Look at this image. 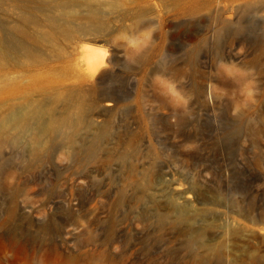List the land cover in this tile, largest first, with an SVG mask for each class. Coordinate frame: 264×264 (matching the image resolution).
Returning <instances> with one entry per match:
<instances>
[{
    "label": "rangeland",
    "instance_id": "rangeland-1",
    "mask_svg": "<svg viewBox=\"0 0 264 264\" xmlns=\"http://www.w3.org/2000/svg\"><path fill=\"white\" fill-rule=\"evenodd\" d=\"M123 3L104 10L113 36L84 43L104 47L106 62L116 56L114 69L90 78L83 42L70 62L6 69L23 86L51 69L89 77L61 89L87 91L93 122L55 127L42 151L34 135L45 118L0 144V264L263 259L264 3H238L226 29L171 0ZM34 9L37 0H0V35L18 38L8 23ZM106 100L113 110L101 111Z\"/></svg>",
    "mask_w": 264,
    "mask_h": 264
},
{
    "label": "bare ground",
    "instance_id": "bare-ground-1",
    "mask_svg": "<svg viewBox=\"0 0 264 264\" xmlns=\"http://www.w3.org/2000/svg\"><path fill=\"white\" fill-rule=\"evenodd\" d=\"M43 9L35 12H24L18 21L8 23L18 38H6L0 35V95L9 96V101L0 103V144L15 137L18 131L29 128L39 119L45 118L43 128L34 135L40 151L46 149L50 132L56 127H77L91 125L93 118L84 111L89 95L86 90L62 88V84L70 80L85 82L87 76H79L69 69H51L43 74L29 77V83L22 85L20 77H12L6 72L9 66L18 68L41 67L49 60L69 59L78 46L81 57L89 68L90 78L107 67L114 69V59L105 61L104 47L84 44L97 42L98 38L113 36L111 27L104 18V10H118L125 0H104L99 5L80 4V0H37ZM174 6L186 15L208 14L226 29L231 25L230 16L237 11L236 5L242 1L264 3V0H171ZM92 2V1H91ZM19 3V2H18ZM232 17V16H231ZM1 34V27H0ZM102 41V40H101ZM69 42V46H64ZM95 44V43H94ZM87 49V50H86ZM118 54V53H117ZM131 59L137 63H145V53L136 55L131 52ZM112 71V70H111ZM113 72V71H112ZM27 81V80H26ZM49 95L47 102L32 99L34 94ZM21 95V96H20ZM20 96V98H19ZM24 101L22 108L13 102ZM60 108L57 110V104ZM101 111L115 108L113 100L101 103ZM100 114V113H98ZM7 115L8 119L2 120ZM77 258H65V263L75 264ZM264 264V258L254 259L251 264Z\"/></svg>",
    "mask_w": 264,
    "mask_h": 264
},
{
    "label": "clouds",
    "instance_id": "clouds-1",
    "mask_svg": "<svg viewBox=\"0 0 264 264\" xmlns=\"http://www.w3.org/2000/svg\"><path fill=\"white\" fill-rule=\"evenodd\" d=\"M87 50V49H86Z\"/></svg>",
    "mask_w": 264,
    "mask_h": 264
}]
</instances>
